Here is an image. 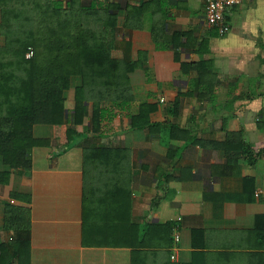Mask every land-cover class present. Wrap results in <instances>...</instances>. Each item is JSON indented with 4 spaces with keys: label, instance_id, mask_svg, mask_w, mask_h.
<instances>
[{
    "label": "crops",
    "instance_id": "obj_1",
    "mask_svg": "<svg viewBox=\"0 0 264 264\" xmlns=\"http://www.w3.org/2000/svg\"><path fill=\"white\" fill-rule=\"evenodd\" d=\"M108 1L121 6L113 57L143 65L129 75L131 112L105 122L100 139L89 138L131 152V222L145 232L144 245L116 247L108 241L112 236L93 234L88 238L99 243L83 245V149L56 155L63 146L48 125L34 126V137L49 144L33 148L30 171L11 172L0 158V174H10L0 183V245L13 239L4 221L6 207L14 205L31 208L29 264H264V199L254 196L264 188V156L250 165L243 141L228 155L211 147L244 131L254 155L264 150V0L232 8L227 34L206 24L207 0ZM130 3L146 9L125 26ZM203 62L212 63L214 74L202 69L200 80L198 70L183 72V65ZM74 99L73 88L66 102L70 114ZM176 102L177 117L168 113ZM145 103L158 106L152 121L176 123L208 147L133 130L129 115ZM13 194L30 195L31 204ZM167 224L180 226L177 261L171 260L173 233L167 238L158 228ZM194 231L203 236L193 239Z\"/></svg>",
    "mask_w": 264,
    "mask_h": 264
},
{
    "label": "trees",
    "instance_id": "obj_2",
    "mask_svg": "<svg viewBox=\"0 0 264 264\" xmlns=\"http://www.w3.org/2000/svg\"><path fill=\"white\" fill-rule=\"evenodd\" d=\"M144 7L130 3L125 26L132 16L140 19ZM120 9V5L108 0H0V35L5 37V45L0 47V158L11 172L30 171L33 148L49 144L48 140L34 137V126L54 127L55 139L63 146L56 155L75 147L83 149V245L99 243L88 235L104 239L110 235V245L139 250L144 245L145 232L131 222L134 181L131 152L100 146L89 138L91 135L100 139L104 123L111 122L119 112H131L135 101L129 75L143 64L115 59L112 55L120 31ZM137 21L136 26L140 27ZM30 48L34 56L26 59ZM182 67L184 73L187 68L198 70L200 80L202 69L210 74L215 71L208 62ZM73 88L75 105L70 114L66 102ZM171 105L168 113L177 117L179 104ZM157 108L156 104L139 105L129 115L133 130L156 131L163 137L208 147L176 123L152 121ZM237 137L238 143L234 142ZM242 141L247 147L243 144V155L254 165L264 156V150L254 155L246 144L244 131L231 133L227 141L211 147L226 150L228 155L237 144L241 147ZM227 159L233 161L231 156ZM9 176L0 174V183H6ZM12 197L28 205L32 201L30 195ZM175 225L158 228L168 238L172 237ZM4 229L14 236L11 242L0 245V264H29L31 208L7 206ZM201 236L202 231L193 232V239Z\"/></svg>",
    "mask_w": 264,
    "mask_h": 264
},
{
    "label": "built area",
    "instance_id": "obj_3",
    "mask_svg": "<svg viewBox=\"0 0 264 264\" xmlns=\"http://www.w3.org/2000/svg\"><path fill=\"white\" fill-rule=\"evenodd\" d=\"M250 0H207L205 9V22L212 29H218L221 34H227L230 32V23L227 21V16L232 8H235L244 2ZM34 56L32 48L29 49L26 54V59H31ZM162 103L164 100L161 101ZM255 197L257 200L264 199V188L257 189L255 191ZM178 222H182V218L177 219ZM179 224H176L173 231V251L171 256L172 261H177V247L181 241V235L179 233Z\"/></svg>",
    "mask_w": 264,
    "mask_h": 264
},
{
    "label": "rangeland",
    "instance_id": "obj_4",
    "mask_svg": "<svg viewBox=\"0 0 264 264\" xmlns=\"http://www.w3.org/2000/svg\"><path fill=\"white\" fill-rule=\"evenodd\" d=\"M0 37L2 38V40L0 39V41H1V43H5V37L4 36H2V35H0ZM3 41V42H2ZM0 47H2V46H0Z\"/></svg>",
    "mask_w": 264,
    "mask_h": 264
}]
</instances>
